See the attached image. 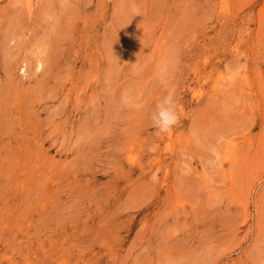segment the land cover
<instances>
[{
  "label": "rangeland",
  "instance_id": "obj_1",
  "mask_svg": "<svg viewBox=\"0 0 264 264\" xmlns=\"http://www.w3.org/2000/svg\"><path fill=\"white\" fill-rule=\"evenodd\" d=\"M0 264H264V0H0Z\"/></svg>",
  "mask_w": 264,
  "mask_h": 264
},
{
  "label": "clouds",
  "instance_id": "obj_2",
  "mask_svg": "<svg viewBox=\"0 0 264 264\" xmlns=\"http://www.w3.org/2000/svg\"><path fill=\"white\" fill-rule=\"evenodd\" d=\"M176 100L174 91L170 90L160 101L151 115L152 126L160 132H169L177 123Z\"/></svg>",
  "mask_w": 264,
  "mask_h": 264
}]
</instances>
